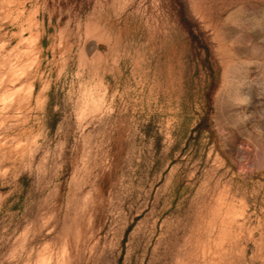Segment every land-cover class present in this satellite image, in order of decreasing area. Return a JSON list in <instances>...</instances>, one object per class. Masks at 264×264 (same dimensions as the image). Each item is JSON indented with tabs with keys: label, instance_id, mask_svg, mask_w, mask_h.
<instances>
[{
	"label": "rangeland",
	"instance_id": "1",
	"mask_svg": "<svg viewBox=\"0 0 264 264\" xmlns=\"http://www.w3.org/2000/svg\"><path fill=\"white\" fill-rule=\"evenodd\" d=\"M0 264H264V0H0Z\"/></svg>",
	"mask_w": 264,
	"mask_h": 264
},
{
	"label": "trees",
	"instance_id": "2",
	"mask_svg": "<svg viewBox=\"0 0 264 264\" xmlns=\"http://www.w3.org/2000/svg\"><path fill=\"white\" fill-rule=\"evenodd\" d=\"M201 126H202V123L200 122L199 127H201Z\"/></svg>",
	"mask_w": 264,
	"mask_h": 264
}]
</instances>
